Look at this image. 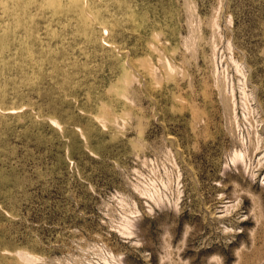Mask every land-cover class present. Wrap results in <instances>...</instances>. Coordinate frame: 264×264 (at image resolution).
<instances>
[{"label": "rangeland", "instance_id": "obj_1", "mask_svg": "<svg viewBox=\"0 0 264 264\" xmlns=\"http://www.w3.org/2000/svg\"><path fill=\"white\" fill-rule=\"evenodd\" d=\"M0 264H264V0H0Z\"/></svg>", "mask_w": 264, "mask_h": 264}, {"label": "bare ground", "instance_id": "obj_2", "mask_svg": "<svg viewBox=\"0 0 264 264\" xmlns=\"http://www.w3.org/2000/svg\"><path fill=\"white\" fill-rule=\"evenodd\" d=\"M236 154V153H235ZM237 158H238V156H237ZM233 159H235V158H233ZM129 225H131L130 223H129V221H127V223H124V228L126 229L125 230V233H126V231H129L130 229H129ZM129 233H130V231H129ZM129 233H127V234H129ZM131 234V233H130ZM123 235H124V233H123ZM111 257V256H110ZM102 259H104V261H106V257L105 258H102ZM103 261V260H102ZM103 261V262H104ZM107 262V261H106Z\"/></svg>", "mask_w": 264, "mask_h": 264}]
</instances>
